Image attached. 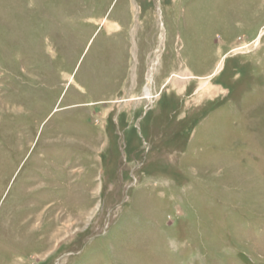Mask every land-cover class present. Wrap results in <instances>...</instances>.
<instances>
[{
	"label": "rangeland",
	"instance_id": "obj_1",
	"mask_svg": "<svg viewBox=\"0 0 264 264\" xmlns=\"http://www.w3.org/2000/svg\"><path fill=\"white\" fill-rule=\"evenodd\" d=\"M0 264H264V0H0Z\"/></svg>",
	"mask_w": 264,
	"mask_h": 264
},
{
	"label": "bare ground",
	"instance_id": "obj_2",
	"mask_svg": "<svg viewBox=\"0 0 264 264\" xmlns=\"http://www.w3.org/2000/svg\"><path fill=\"white\" fill-rule=\"evenodd\" d=\"M157 59H154L152 65L149 67V73L147 75V84H146V86L144 88V96H145L146 99L149 100V102H151L153 100V98H154V94L152 92V89L150 88V85H151L150 83L153 80V73H154L155 65L158 62Z\"/></svg>",
	"mask_w": 264,
	"mask_h": 264
}]
</instances>
